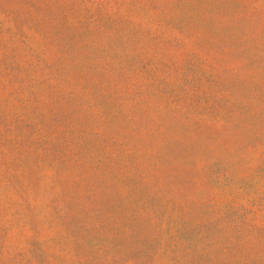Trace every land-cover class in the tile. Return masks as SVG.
Masks as SVG:
<instances>
[{
  "label": "rangeland",
  "instance_id": "rangeland-1",
  "mask_svg": "<svg viewBox=\"0 0 264 264\" xmlns=\"http://www.w3.org/2000/svg\"><path fill=\"white\" fill-rule=\"evenodd\" d=\"M0 264H264V0H0Z\"/></svg>",
  "mask_w": 264,
  "mask_h": 264
}]
</instances>
